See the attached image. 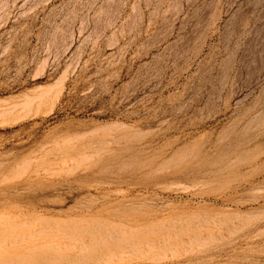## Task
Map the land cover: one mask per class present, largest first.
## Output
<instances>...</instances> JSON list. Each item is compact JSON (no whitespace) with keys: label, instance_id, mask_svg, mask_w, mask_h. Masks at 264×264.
Wrapping results in <instances>:
<instances>
[{"label":"rangeland","instance_id":"1","mask_svg":"<svg viewBox=\"0 0 264 264\" xmlns=\"http://www.w3.org/2000/svg\"><path fill=\"white\" fill-rule=\"evenodd\" d=\"M0 264H264V0H0Z\"/></svg>","mask_w":264,"mask_h":264}]
</instances>
